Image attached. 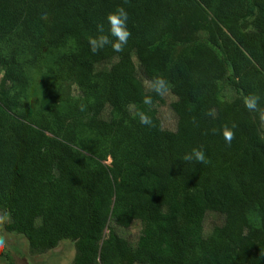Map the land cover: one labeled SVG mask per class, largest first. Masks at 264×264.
<instances>
[{
  "label": "trees",
  "instance_id": "1",
  "mask_svg": "<svg viewBox=\"0 0 264 264\" xmlns=\"http://www.w3.org/2000/svg\"><path fill=\"white\" fill-rule=\"evenodd\" d=\"M121 7L127 43L93 54ZM183 15L202 36L176 47ZM0 74V211L31 254L70 240L71 264H264V0H0ZM157 79L179 103L174 131ZM208 213L222 221L205 234Z\"/></svg>",
  "mask_w": 264,
  "mask_h": 264
},
{
  "label": "rangeland",
  "instance_id": "2",
  "mask_svg": "<svg viewBox=\"0 0 264 264\" xmlns=\"http://www.w3.org/2000/svg\"><path fill=\"white\" fill-rule=\"evenodd\" d=\"M66 14H62L64 16ZM77 24L81 25L83 19L75 18ZM250 19L247 20L249 23ZM247 23V24H248ZM249 28L250 26L247 25ZM202 36L198 23L188 15H183L180 18V23L177 30L173 33L170 43L179 47L183 45L189 39H199ZM109 68L110 64L104 66ZM45 70L40 69L38 71L33 70L31 72L33 86L31 87V94H33L32 101L35 108L39 107L40 98L46 93L47 87L50 83L44 85L40 82ZM1 78V74H0ZM86 81L81 75L74 76L70 79L69 83L65 85L70 86V89L79 92L78 85L83 84ZM146 89L150 84L144 82ZM221 97L230 100L235 97L234 91L226 86L221 87ZM179 109V103L176 100V96L172 92V87L166 84V90L163 92V103L156 107L157 115L161 119L163 129L165 131H174L176 127V113ZM262 125L264 128V115L262 116ZM123 131V130H122ZM121 133V130L119 131ZM106 165H111V159L108 158L105 162ZM7 220L6 214L0 211V264H71L75 257L74 244L70 240L62 241L56 248L43 253L33 255L28 251V244L26 239L17 234L9 233L5 231L4 224ZM221 217L213 213H208L204 222V233H210L212 227L216 224H220ZM122 234L132 244H135L143 231V224L140 222H128L127 224H121ZM107 232V231H106Z\"/></svg>",
  "mask_w": 264,
  "mask_h": 264
},
{
  "label": "clouds",
  "instance_id": "3",
  "mask_svg": "<svg viewBox=\"0 0 264 264\" xmlns=\"http://www.w3.org/2000/svg\"><path fill=\"white\" fill-rule=\"evenodd\" d=\"M107 23L109 25V35L114 37L115 40H110L108 36H99L97 38H90L89 45L93 54L98 50L104 48L105 45L111 44L112 50L115 52H121L123 46L127 43L130 32L127 29L128 13L124 8H118L116 11L107 15ZM153 88L157 94H162L166 90V82L163 79H157L153 85ZM151 98L146 97L145 104H150ZM245 106L249 110L256 109L255 97H249L245 101ZM140 122L142 124H150V120L146 115H140ZM226 141H231L232 134L230 132L224 133ZM185 159H195L196 161H203L204 156L201 152L194 151L191 155L186 156ZM2 243V241H0Z\"/></svg>",
  "mask_w": 264,
  "mask_h": 264
}]
</instances>
